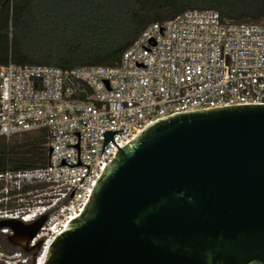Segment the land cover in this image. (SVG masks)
Returning a JSON list of instances; mask_svg holds the SVG:
<instances>
[{
    "label": "built area",
    "instance_id": "2783aa9c",
    "mask_svg": "<svg viewBox=\"0 0 264 264\" xmlns=\"http://www.w3.org/2000/svg\"><path fill=\"white\" fill-rule=\"evenodd\" d=\"M264 104V21L190 9L147 25L111 66L0 63V137L46 129V166L0 172V219L46 216L29 250L0 228V264H42L119 147L175 112ZM113 134L103 148L105 130ZM103 148V150H102Z\"/></svg>",
    "mask_w": 264,
    "mask_h": 264
},
{
    "label": "water",
    "instance_id": "95a60500",
    "mask_svg": "<svg viewBox=\"0 0 264 264\" xmlns=\"http://www.w3.org/2000/svg\"><path fill=\"white\" fill-rule=\"evenodd\" d=\"M122 130H105L103 148ZM45 218L0 228L29 250ZM42 264H264V104L148 124L119 147Z\"/></svg>",
    "mask_w": 264,
    "mask_h": 264
},
{
    "label": "trees",
    "instance_id": "16d2710c",
    "mask_svg": "<svg viewBox=\"0 0 264 264\" xmlns=\"http://www.w3.org/2000/svg\"><path fill=\"white\" fill-rule=\"evenodd\" d=\"M190 9L264 19V0H0V63L115 65L147 25ZM48 141L46 129L0 137V172L46 166Z\"/></svg>",
    "mask_w": 264,
    "mask_h": 264
},
{
    "label": "rangeland",
    "instance_id": "374dc122",
    "mask_svg": "<svg viewBox=\"0 0 264 264\" xmlns=\"http://www.w3.org/2000/svg\"><path fill=\"white\" fill-rule=\"evenodd\" d=\"M263 21H264V19H263ZM0 242H1V244H4V245H6V242H5V241H3L2 237H0Z\"/></svg>",
    "mask_w": 264,
    "mask_h": 264
}]
</instances>
